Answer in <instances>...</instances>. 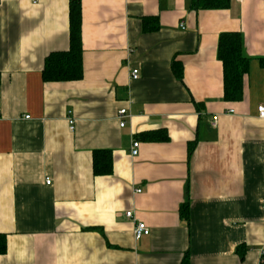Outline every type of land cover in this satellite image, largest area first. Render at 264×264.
I'll use <instances>...</instances> for the list:
<instances>
[{"label": "crops", "instance_id": "1", "mask_svg": "<svg viewBox=\"0 0 264 264\" xmlns=\"http://www.w3.org/2000/svg\"><path fill=\"white\" fill-rule=\"evenodd\" d=\"M70 1L0 6V264H261L264 0H80L83 78L46 83L47 57L70 50ZM228 33L250 61L240 102L224 100ZM96 151L111 175H94Z\"/></svg>", "mask_w": 264, "mask_h": 264}, {"label": "trees", "instance_id": "2", "mask_svg": "<svg viewBox=\"0 0 264 264\" xmlns=\"http://www.w3.org/2000/svg\"><path fill=\"white\" fill-rule=\"evenodd\" d=\"M230 0H194L193 7L200 9L223 8ZM147 21H145L146 23ZM82 11L80 0L70 1V50L53 53L45 61L43 79L46 83L76 82L83 78V46H82ZM218 60L222 63L224 72V100L240 102L243 99L245 77L249 73L250 61L244 54V40L239 33L222 34L218 45ZM176 76L182 80L183 73L175 66ZM145 141L165 142L167 137L143 136ZM193 146L190 147L192 153ZM112 153L96 151L93 154V172L97 177L112 174ZM181 217L189 221V205L185 204L180 210ZM8 240L6 235L0 234V260L7 253ZM247 249L240 248L239 254L243 258ZM183 264H189L187 260ZM261 264H264V254Z\"/></svg>", "mask_w": 264, "mask_h": 264}, {"label": "built area", "instance_id": "3", "mask_svg": "<svg viewBox=\"0 0 264 264\" xmlns=\"http://www.w3.org/2000/svg\"><path fill=\"white\" fill-rule=\"evenodd\" d=\"M189 1L193 2L194 0H189ZM232 1L241 4V3H243L244 0H232ZM1 3H2V0H0V6H1ZM36 3H37L36 0H33V4H36ZM139 78H140L139 70L134 69L132 71V80L137 81V80H139ZM230 113L233 114V111H230ZM258 113H259V118L264 119V107H262V106L258 107ZM119 118L121 120L120 127L124 128L126 126L125 119L130 118L127 110L120 111ZM68 123L70 125V130L74 131L75 120L71 116H69V118H68ZM213 124H214V127H216L217 118H214ZM139 146H140V144L138 142H135L133 144L132 151H131V154L133 157H136L138 155ZM50 184H51L50 179H47V185H50ZM126 218L132 220L133 219V213L132 212L126 213ZM149 235H150V230L147 228V226L144 223H136L135 228H134V237L136 240H140L143 237H147Z\"/></svg>", "mask_w": 264, "mask_h": 264}]
</instances>
